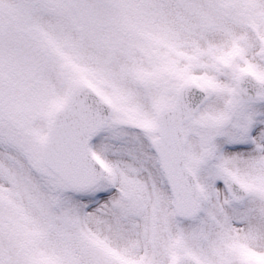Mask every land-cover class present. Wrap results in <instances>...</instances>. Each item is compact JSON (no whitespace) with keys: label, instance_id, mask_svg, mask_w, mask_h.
Instances as JSON below:
<instances>
[{"label":"snow or ice","instance_id":"snow-or-ice-1","mask_svg":"<svg viewBox=\"0 0 264 264\" xmlns=\"http://www.w3.org/2000/svg\"><path fill=\"white\" fill-rule=\"evenodd\" d=\"M0 264H264V0H0Z\"/></svg>","mask_w":264,"mask_h":264}]
</instances>
